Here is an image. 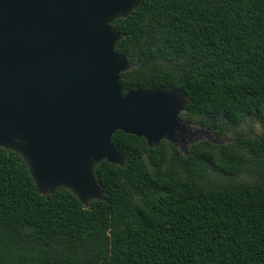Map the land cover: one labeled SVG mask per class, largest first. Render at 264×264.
<instances>
[{
    "label": "trees",
    "instance_id": "trees-1",
    "mask_svg": "<svg viewBox=\"0 0 264 264\" xmlns=\"http://www.w3.org/2000/svg\"><path fill=\"white\" fill-rule=\"evenodd\" d=\"M140 1L116 22L124 91L183 89L181 116L230 140L186 154L118 130L126 166H98L89 206L0 148V264H264V0Z\"/></svg>",
    "mask_w": 264,
    "mask_h": 264
},
{
    "label": "water",
    "instance_id": "water-1",
    "mask_svg": "<svg viewBox=\"0 0 264 264\" xmlns=\"http://www.w3.org/2000/svg\"><path fill=\"white\" fill-rule=\"evenodd\" d=\"M140 5L0 0V148L21 155L42 194L66 189L87 206L107 201L97 168L103 161L126 166L113 142L118 130L150 147L171 141L186 154L203 139L226 142L181 116L191 102L183 89L124 91L134 65L117 51L116 22Z\"/></svg>",
    "mask_w": 264,
    "mask_h": 264
},
{
    "label": "rangeland",
    "instance_id": "rangeland-1",
    "mask_svg": "<svg viewBox=\"0 0 264 264\" xmlns=\"http://www.w3.org/2000/svg\"><path fill=\"white\" fill-rule=\"evenodd\" d=\"M201 136H202V138H207V137H208V134L203 133V134H201ZM225 140H226V141H229L230 138H227V139H225Z\"/></svg>",
    "mask_w": 264,
    "mask_h": 264
}]
</instances>
